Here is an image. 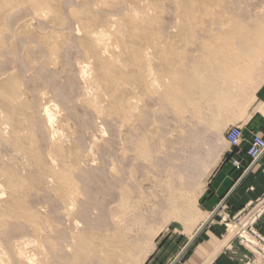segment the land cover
<instances>
[{"label":"rangeland","instance_id":"rangeland-1","mask_svg":"<svg viewBox=\"0 0 264 264\" xmlns=\"http://www.w3.org/2000/svg\"><path fill=\"white\" fill-rule=\"evenodd\" d=\"M0 1V264H132L159 230L183 264L226 132L264 108V53L240 50L264 0ZM228 211L226 256L264 264V208Z\"/></svg>","mask_w":264,"mask_h":264},{"label":"crops","instance_id":"crops-1","mask_svg":"<svg viewBox=\"0 0 264 264\" xmlns=\"http://www.w3.org/2000/svg\"><path fill=\"white\" fill-rule=\"evenodd\" d=\"M242 124V142L239 148L230 149L226 144L220 152V161L208 177L206 190L201 200L204 212L207 215L200 224L199 229L189 239L188 245L194 246L195 249L193 251L192 248L191 253L188 255L186 253L183 264H240L231 256H226L229 243L225 247L220 246L219 243L222 241L223 236V232L220 230L221 226L210 225V219L219 210L225 208H228V212H233L238 208H264L262 206L264 204V154L244 174L235 170L232 165L234 161H239L243 167H246L249 164L246 150L251 139L254 135L264 138V108L260 107L248 112ZM195 202H192V204H195ZM257 202L260 203L254 205ZM263 227L264 222L261 223V228ZM158 232L160 230L152 235L141 237L147 245L146 251L132 255L131 260L134 262L132 264H143L145 262L154 249L153 239ZM217 247L218 251L216 252ZM183 256L175 264H181ZM162 258L163 256L160 258L153 252L146 264H165L166 262Z\"/></svg>","mask_w":264,"mask_h":264},{"label":"bare ground","instance_id":"bare-ground-1","mask_svg":"<svg viewBox=\"0 0 264 264\" xmlns=\"http://www.w3.org/2000/svg\"><path fill=\"white\" fill-rule=\"evenodd\" d=\"M44 1V0H43ZM129 1V0H128ZM1 2V1H0ZM127 2V1H126ZM44 3V2H43ZM38 5V4H37ZM131 5V4H130ZM129 6V5H128ZM36 7V6H35ZM38 7L40 8V6L38 5ZM34 8V7H33ZM35 11V10H34ZM254 19V18H253ZM32 21V20H31ZM223 21V20H222ZM259 22H261V21H259ZM262 23H263V21H262ZM233 24V22L230 24V26ZM234 25V24H233ZM232 25V26H233ZM240 25V24H239ZM264 25V24H263ZM242 26V25H241ZM261 26H262V24H261ZM225 28V27H224ZM227 28V27H226ZM243 28V27H242ZM263 28V27H262ZM90 29V28H89ZM88 29V30H89ZM233 29V28H232ZM231 29V30H232ZM260 29H261V27H260ZM225 30V29H224ZM230 30V31H231ZM229 31V30H228ZM239 31H240V29H239ZM243 31V30H242ZM241 31V32H242ZM89 32V31H88ZM90 33V32H89ZM93 33V32H92ZM91 33V34H92ZM257 33H259V31L257 32ZM261 33V32H260ZM89 35V34H88ZM257 35V38H260V36H258V34H256ZM243 36L244 37H246V38H249V41L248 42H244V41H242V43H241V45H240V50H241V52L243 53V54H246V53H249V52H257V53H264V36L262 35L261 37V40L259 41V43H258V40L257 41H255V39L254 40H250V38L251 37H254L255 38V35H254V33L253 34H251V33H248V31L246 30V29H244V31H243ZM97 37H98V35H97ZM100 37V36H99ZM242 37V36H241ZM240 37V38H241ZM236 38V37H235ZM240 38H238V39H240ZM243 38V37H242ZM48 39V38H47ZM237 39H235V41H236ZM241 40V39H240ZM234 41V43H236ZM103 42V41H102ZM98 44V43H97ZM234 45V44H233ZM238 46V45H237ZM235 48V47H234ZM237 50V49H236ZM235 55V54H234ZM238 55H239V53H238ZM254 58V57H253ZM196 60V59H195ZM240 60H242V59H240ZM247 60V59H246ZM228 62H229V60H228ZM245 62H247V61H245ZM44 67V66H43ZM235 69V68H234ZM230 70H232V68L230 69ZM234 71V70H233ZM229 72V74L231 73L230 71H228ZM227 74V73H226ZM85 75V74H84ZM232 76V75H231ZM230 76V77H231ZM227 77V76H226ZM211 78V77H210ZM175 79V78H174ZM225 79V78H224ZM192 81V80H191ZM199 81V80H198ZM180 83V82H179ZM116 87V86H115ZM2 88V87H1ZM11 88V87H10ZM3 89V88H2ZM9 89V88H8ZM5 90V89H4ZM12 89H10V91H11ZM2 93V92H1ZM13 93H14V91H13ZM15 94V93H14ZM1 95V94H0ZM16 95V94H15ZM46 95V94H45ZM44 95V96H45ZM47 98H48V96H47ZM44 99V98H43ZM45 99H46V96H45ZM43 102V101H42ZM49 102V101H48ZM9 104V103H8ZM12 104V103H11ZM14 104V103H13ZM44 104V103H43ZM46 104V103H45ZM44 104V105H45ZM52 105V104H51ZM57 110V109H56ZM47 112V109L45 110V112H44V116L47 114L48 115V113H46ZM157 112V111H156ZM46 113V114H45ZM46 115V116H47ZM155 115V114H154ZM50 116V114L47 116V119H49L48 117ZM179 117V116H178ZM53 119V118H52ZM50 120V119H49ZM48 121V120H47ZM49 122H51V120L49 121ZM51 123H49V125H50ZM15 126V125H14ZM17 126V125H16ZM15 126V128H17ZM20 128V126H18V129ZM20 130V129H19ZM203 144V143H202ZM167 157V156H166ZM62 167V166H61ZM63 169H64V167H63ZM65 170V169H64ZM161 171V170H160ZM62 173V172H61ZM66 173V172H65ZM50 174H51V172H50ZM131 175V174H130ZM53 179V178H52ZM50 182H51V180H50ZM54 183V182H53ZM57 183V182H56ZM58 184V183H57ZM134 184V183H133ZM19 185V184H18ZM1 189V188H0ZM17 189V188H16ZM20 189V188H19ZM56 190V189H55ZM63 190V189H62ZM65 193V192H64ZM62 195H63V193H62ZM4 196V195H3ZM194 196H195V194H194ZM65 197V196H64ZM67 204V203H66ZM69 205V204H68ZM67 206V205H66ZM121 208V207H120ZM69 209H71V208H69ZM122 209V208H121ZM112 211H113V208L111 209ZM118 211V210H117ZM140 212V211H139ZM113 213V212H112ZM111 213V214H112ZM142 214V213H141ZM113 215V214H112ZM111 215V216H112ZM141 218V217H140ZM154 218V217H153ZM138 220H139V218H138ZM140 221V220H139ZM133 222V221H132ZM140 223H141V221H140ZM131 224V223H130ZM109 225V224H108ZM107 225V226H108ZM134 225V224H133ZM111 226V225H110ZM89 230V229H88ZM108 230V229H107ZM141 231V230H140ZM92 232H93V230H92ZM98 233V232H97ZM110 232H108L107 233V235L109 234ZM93 233H91V235H92ZM143 234V233H142ZM100 236V235H99ZM109 236V235H108ZM107 236V237H108ZM90 237V236H89ZM97 237V236H96ZM111 237V236H110ZM114 237H117V236H114ZM98 238V237H97ZM121 238V237H120ZM100 239V238H99ZM108 239V238H107ZM107 239H105V240H107ZM118 239V238H117ZM122 239V238H121ZM74 240H75V238H74ZM82 240V239H81ZM76 241H79L80 242V240H76ZM91 241V240H90ZM119 241V240H118ZM143 241H144V239H143ZM101 242V241H100ZM107 242V241H106ZM117 242V241H116ZM77 243V242H76ZM83 243V242H82ZM82 243H80L81 245H82ZM121 243V242H120ZM92 244H93V242H92ZM101 244V243H100ZM131 244H132V241H131ZM81 245H77V247L80 249V246ZM83 245H84V243H83ZM103 245V244H102ZM86 246V245H85ZM88 246V245H87ZM108 246V245H107ZM143 246H144V244H143ZM147 246V245H146ZM73 247V246H72ZM111 247V246H110ZM68 248V247H67ZM88 248H89V246H88ZM71 249V248H70ZM73 249V248H72ZM82 249V248H81ZM92 249H93V246H92ZM85 250H86V248H85ZM108 250V249H107ZM119 250V249H118ZM132 250V249H131ZM69 251V250H68ZM92 251V250H91ZM106 251V250H105ZM112 251V250H111ZM133 251V250H132ZM70 252V251H69ZM74 252H76V251H74ZM79 252H81V251H79ZM79 252H77V253H79ZM83 252V251H82ZM93 252V251H92ZM138 252V251H137ZM70 253H73V250H72V252H70ZM77 253H74L73 255H75L74 257H76L77 258V256H78V254ZM103 253H104V251H103ZM108 253H109V251H108ZM76 254H77V256H76ZM81 254H83V253H81ZM141 254V253H140ZM144 254V253H143ZM142 254V255H143ZM95 255V254H94ZM93 255V256H94ZM103 255V254H102ZM114 255V254H113ZM130 255H131V253H130ZM134 255V254H133ZM28 255H26V257H27ZM30 256H32V255H30ZM72 256V255H71ZM107 256V255H106ZM73 257V260L75 259ZM82 257V256H81ZM80 257V258H81ZM125 257V256H124ZM123 257V258H124ZM28 258V257H27ZM26 258V259H27ZM83 258V257H82ZM92 258V257H91ZM121 258V257H120ZM126 258V257H125ZM24 259V258H23ZM94 259V257L92 258V260ZM100 259V258H99ZM75 260H77V259H75ZM103 260V259H102ZM105 260V259H104ZM121 260V259H120ZM124 260V259H123ZM128 260V259H127ZM144 260V259H143ZM28 261H29V259H28ZM32 261H33V259H32ZM26 262V261H25ZM31 261H29L28 263H30ZM101 262V261H100ZM103 262V261H102ZM27 263V262H26ZM115 263V262H114ZM113 263V264H114ZM134 263V262H133ZM31 264V263H30ZM101 264V263H100ZM104 264V263H103Z\"/></svg>","mask_w":264,"mask_h":264},{"label":"built area","instance_id":"built-area-1","mask_svg":"<svg viewBox=\"0 0 264 264\" xmlns=\"http://www.w3.org/2000/svg\"><path fill=\"white\" fill-rule=\"evenodd\" d=\"M226 144L230 149L239 148L242 142V132L238 127L230 128L225 135ZM264 153V138L258 135H254L251 139L248 149L246 150V156L248 157L249 164L243 167L239 161L232 163L235 170L242 172L243 174L249 170L250 167L262 156Z\"/></svg>","mask_w":264,"mask_h":264}]
</instances>
